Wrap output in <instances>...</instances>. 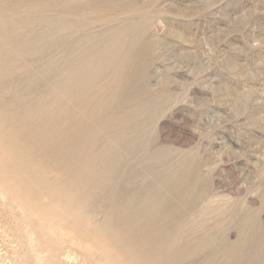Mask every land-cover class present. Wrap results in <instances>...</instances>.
I'll list each match as a JSON object with an SVG mask.
<instances>
[{"label":"rangeland","instance_id":"374dc122","mask_svg":"<svg viewBox=\"0 0 264 264\" xmlns=\"http://www.w3.org/2000/svg\"><path fill=\"white\" fill-rule=\"evenodd\" d=\"M119 1L94 12L98 21L84 32L97 44L98 38L132 25L135 44L146 52L142 94L126 106L137 116L124 136L127 141L138 136L137 148L120 167L117 179H129L135 167L131 185L142 190L156 175L184 168L188 176L198 177L200 190L183 222L184 239L195 243L216 233L217 241L233 244L238 237L239 212L247 227L259 233L257 251L263 253L264 0ZM9 19L10 13L1 11L0 27H6ZM38 29L32 21L23 27V34L34 38ZM11 48L0 61V66L4 63L9 68L0 67L2 120L14 107L11 95L25 99L42 95L66 58L64 46L22 55ZM53 91L47 100L55 96ZM47 100L44 108L53 105ZM116 141L119 145L122 140ZM43 150L27 145L32 161L24 162L35 167L38 175ZM124 151L120 147L117 152L125 157ZM42 161L47 162L42 165L44 181L60 184L59 163ZM14 165V160L0 152V264H110L97 245L100 237L90 232L104 219L100 207L106 188L88 192L94 206L87 200L85 211H70L58 196L41 192L37 183L30 187L13 179L6 169L19 171ZM116 181L112 186L116 183L117 187ZM183 263L189 264L179 262Z\"/></svg>","mask_w":264,"mask_h":264},{"label":"bare ground","instance_id":"6f19581e","mask_svg":"<svg viewBox=\"0 0 264 264\" xmlns=\"http://www.w3.org/2000/svg\"><path fill=\"white\" fill-rule=\"evenodd\" d=\"M118 2L11 0L5 3L0 0V12L10 13L7 26L0 27V61L7 58L11 47L22 55L45 53L64 46L66 55L56 80L50 79L42 95L26 99L17 93L11 95L14 107L3 120L0 118V152L14 160L19 171L6 170L17 182L30 187L37 183L41 192L58 196L70 211H85L84 204L91 199L88 192L106 188L104 204L100 207L104 219L90 232L100 237L97 245L107 254L110 264H179L183 260L189 264H259L264 259V252L257 251L259 233L247 227L239 212L238 237L233 244L217 241L216 233L195 243L184 239L183 222L200 191L198 177L188 176L184 168L156 175L142 190L131 183L137 173L135 167L129 168V179H117L120 167L137 148L138 136L128 141L124 136L137 116L126 106L137 102L142 94V58L146 52L135 44L132 25L115 30L105 39L98 38L97 44L91 43L84 32L95 27L98 19L94 12L111 8ZM16 20L20 24L17 27ZM32 21L39 29L34 38H27L23 27ZM7 66L3 63L0 67L6 71ZM10 84L14 86L15 82L10 80ZM53 90L55 96L47 100ZM46 100L53 105L44 108ZM118 139L122 140L119 145L127 153L125 157L117 152ZM27 145L44 149L39 159L59 163L60 184L49 185L44 181L43 159L37 164L41 175L24 162L29 159ZM114 180L117 187L116 183L111 184ZM225 236L223 232L222 237ZM208 247L203 257H196Z\"/></svg>","mask_w":264,"mask_h":264}]
</instances>
